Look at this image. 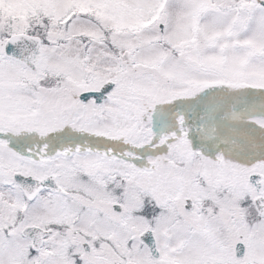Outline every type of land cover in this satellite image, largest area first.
<instances>
[{"label":"snow or ice","instance_id":"1","mask_svg":"<svg viewBox=\"0 0 264 264\" xmlns=\"http://www.w3.org/2000/svg\"><path fill=\"white\" fill-rule=\"evenodd\" d=\"M94 2L0 17V264H264V0H220L231 34L189 48L185 0ZM181 184L208 196L166 212Z\"/></svg>","mask_w":264,"mask_h":264},{"label":"rangeland","instance_id":"2","mask_svg":"<svg viewBox=\"0 0 264 264\" xmlns=\"http://www.w3.org/2000/svg\"><path fill=\"white\" fill-rule=\"evenodd\" d=\"M214 1L218 4L220 2V0H185L188 6L183 13V35L179 39V44L181 46L189 48L196 42H214L231 34V23H229L227 19L219 25H214L212 23L215 17L221 15L217 10L218 4ZM249 1L250 0H248V2ZM75 2L78 11H91L99 16L105 15V9L95 4L94 0H75ZM171 2L172 0H160V6L156 10V16H153L152 19H157ZM35 12L36 8L32 7L29 0H0V13H3L4 18L12 16L14 18L13 21H15L19 27H23L28 21L29 16L35 14ZM17 17L19 19H17ZM150 23L151 21L145 20L139 15L129 12L122 14L120 18L115 21L113 26L117 31L138 32L141 28ZM248 43L257 45L258 42L251 39ZM236 144L237 143H232L233 147ZM228 147L229 144L225 142V151L230 150ZM242 148H239L238 150ZM185 194L190 196H194L195 194L201 204L204 203L205 198L208 196L207 190H199L196 186L189 187L183 184L174 189L156 193L157 197L163 196L165 199L173 201L172 205H166L163 200L160 201L162 206L165 207L166 212L170 213L182 211V208H180L176 202H179L181 196H184ZM211 211L212 208L208 207L207 212L211 213ZM217 232L223 243L228 242V239H232L231 232L225 224L219 225Z\"/></svg>","mask_w":264,"mask_h":264},{"label":"flooded vegetation","instance_id":"3","mask_svg":"<svg viewBox=\"0 0 264 264\" xmlns=\"http://www.w3.org/2000/svg\"><path fill=\"white\" fill-rule=\"evenodd\" d=\"M251 6V0L248 2V0H241V7H250ZM231 241V239H228V242H225L224 244H228Z\"/></svg>","mask_w":264,"mask_h":264}]
</instances>
